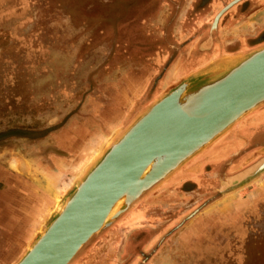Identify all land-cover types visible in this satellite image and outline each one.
<instances>
[{
	"label": "rangeland",
	"instance_id": "rangeland-1",
	"mask_svg": "<svg viewBox=\"0 0 264 264\" xmlns=\"http://www.w3.org/2000/svg\"><path fill=\"white\" fill-rule=\"evenodd\" d=\"M120 1L136 9L0 0V192L20 209L5 232L17 246L0 264L18 262L115 131L191 72L264 46V0H240L218 23L236 0ZM263 158L264 106L146 192L70 264H264V173L221 193Z\"/></svg>",
	"mask_w": 264,
	"mask_h": 264
},
{
	"label": "water",
	"instance_id": "water-1",
	"mask_svg": "<svg viewBox=\"0 0 264 264\" xmlns=\"http://www.w3.org/2000/svg\"><path fill=\"white\" fill-rule=\"evenodd\" d=\"M238 1L221 11L215 23ZM263 106L264 46L218 58L191 72L106 140L15 264H70L146 192L169 180ZM143 172L139 184L117 202ZM262 173L264 158L233 178L221 193Z\"/></svg>",
	"mask_w": 264,
	"mask_h": 264
},
{
	"label": "crops",
	"instance_id": "crops-1",
	"mask_svg": "<svg viewBox=\"0 0 264 264\" xmlns=\"http://www.w3.org/2000/svg\"><path fill=\"white\" fill-rule=\"evenodd\" d=\"M1 180H2V177H1V167H0V182ZM33 182L34 181H32V185H33ZM50 183L48 181L46 184V188H44L46 189V192H50L54 188L53 187L54 184L52 182ZM32 190H34V186H32ZM19 210H20L19 207L15 204V202L11 198L9 197L3 198L0 192V262L3 261L2 256H3V252L5 251V249L9 248V254L12 251L11 250V248L13 247L12 240L10 239V237L9 238L7 237L8 235L5 234V232L11 231L12 226L17 224L14 221V217L19 215ZM16 246L17 244H14V247ZM8 260L9 259L6 258L5 262Z\"/></svg>",
	"mask_w": 264,
	"mask_h": 264
},
{
	"label": "flooded vegetation",
	"instance_id": "flooded-vegetation-1",
	"mask_svg": "<svg viewBox=\"0 0 264 264\" xmlns=\"http://www.w3.org/2000/svg\"><path fill=\"white\" fill-rule=\"evenodd\" d=\"M113 2V5H114V7H116V9H117V7L118 8H125V10H124V12L123 13H125V11L127 10L128 12H133V10L134 9H136V6L135 5H132V4H128V5H126L125 3H122L120 0H112ZM143 2H145V0H141L140 2H139V8H140V6H141V4L143 3ZM121 3H122V5H121ZM118 10V9H117ZM119 12H121V11H119ZM216 50V49H215ZM219 51V52H218ZM220 51H222L221 49L219 50V49H217V52L215 53V54H219L220 53ZM205 55L204 54H200L199 55V57L196 59V61L193 63V64H195L198 60H205V57H204ZM188 62V61H187ZM180 65V64H179ZM187 67V66H186ZM191 67L189 66V67H187L186 69L188 70V69H190ZM185 69V70H186Z\"/></svg>",
	"mask_w": 264,
	"mask_h": 264
},
{
	"label": "bare ground",
	"instance_id": "bare-ground-1",
	"mask_svg": "<svg viewBox=\"0 0 264 264\" xmlns=\"http://www.w3.org/2000/svg\"><path fill=\"white\" fill-rule=\"evenodd\" d=\"M167 113V112H166ZM91 161V160H90ZM89 164V163H88ZM146 171V170H145ZM144 171V172H145ZM144 172H143V174H141V176L137 179L136 178V180H134V183L133 184H131V186L129 187V188H127V190H125V192L123 193V195H122V197L121 198H119L118 200H117V202H121L122 201V199L123 198H126L127 197V195H129V193L134 189V187L137 185V184H139V180H141L142 179V176L144 175ZM60 194V193H59ZM116 205V204H115ZM115 205L113 206V207H115ZM113 207H112V210H113Z\"/></svg>",
	"mask_w": 264,
	"mask_h": 264
}]
</instances>
